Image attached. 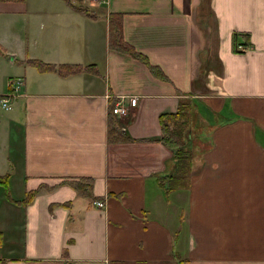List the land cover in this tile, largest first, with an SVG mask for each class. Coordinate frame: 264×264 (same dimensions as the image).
<instances>
[{
	"label": "crops",
	"instance_id": "crops-1",
	"mask_svg": "<svg viewBox=\"0 0 264 264\" xmlns=\"http://www.w3.org/2000/svg\"><path fill=\"white\" fill-rule=\"evenodd\" d=\"M0 46L1 108L21 84L0 118L5 264H264V0H0ZM181 107L194 154L172 188L162 115Z\"/></svg>",
	"mask_w": 264,
	"mask_h": 264
},
{
	"label": "trees",
	"instance_id": "trees-1",
	"mask_svg": "<svg viewBox=\"0 0 264 264\" xmlns=\"http://www.w3.org/2000/svg\"><path fill=\"white\" fill-rule=\"evenodd\" d=\"M69 1H72V0H69ZM77 5H78V3H77ZM114 39H115V43H116L117 48L131 52L135 55H138L136 49L133 48V46L123 38V35L121 33V26L115 27ZM1 48L2 47L0 46V49ZM236 50L241 51V49L238 47V45L236 46ZM28 61H29V63H33L34 65H36L40 69L58 71V72L63 73L67 76H69L72 73H75L79 70H82L83 68H86V65H81V64H69V63L57 64V63H50V62H45V61L37 60V59H29ZM153 68H156V67L153 66ZM186 110H188L186 107H181V110H179L175 114V117L173 119L178 118V121L175 122L174 126H172V121L171 120L169 121V118L166 117V114H167V116H173L174 113H165V115L164 114L162 115L163 116V118H162L163 128H164V132H163L164 135L162 136V139L164 141H166L167 144L170 145L173 149L176 150V157H177L178 163H179V171H178V173L174 174V176H172L173 182H171L169 185V187H172V188H175L179 185H182L183 183L185 184V180L183 178L188 173V170H189L188 166H189L190 160L192 159L193 154H194L193 150L190 149L189 147H187V144L185 143V141H186L185 136H184L185 125L182 124V122H183L182 120L184 117H186V114H187ZM112 111H113V108H112ZM115 124L117 127L122 128L121 122L118 118L116 119ZM127 138H130V136L120 135V139H127ZM8 178H9V174H0V185H4L6 190L8 189L7 191L10 192V190H9L10 184L8 182ZM76 183H77L78 187L81 189V191L86 192L87 190H90V188L92 186V178L89 177L88 179H84L83 184H81L80 181H77ZM39 190L40 189L33 190V194H35ZM0 233H1V231H0ZM1 238H2V235L0 234V240H1ZM0 264H5L3 259H0Z\"/></svg>",
	"mask_w": 264,
	"mask_h": 264
},
{
	"label": "built area",
	"instance_id": "built-area-1",
	"mask_svg": "<svg viewBox=\"0 0 264 264\" xmlns=\"http://www.w3.org/2000/svg\"><path fill=\"white\" fill-rule=\"evenodd\" d=\"M93 1H105V0H93ZM246 48L247 47H244L243 49H246ZM20 85H21L20 81H16V83L13 85V89L10 90L9 92L5 93L2 96L1 105L4 108L9 109L11 107V102H12L13 98L19 94ZM132 98H133V100L128 103V101H126V96L121 95L120 99L114 105L113 111L120 116H127L129 111L131 110V107H133L136 104V97H132ZM123 128L125 129L126 126H123ZM96 204L99 207H104L105 201L104 200H97Z\"/></svg>",
	"mask_w": 264,
	"mask_h": 264
},
{
	"label": "rangeland",
	"instance_id": "rangeland-1",
	"mask_svg": "<svg viewBox=\"0 0 264 264\" xmlns=\"http://www.w3.org/2000/svg\"><path fill=\"white\" fill-rule=\"evenodd\" d=\"M1 61V58H0ZM96 70L98 71V66L95 67ZM11 112V110H6L4 108L0 107V118H2L3 116H5L6 114H9ZM210 127L207 129V132H209ZM186 183V181H185ZM11 198H13L12 195H10V193L8 191H0V211L3 209V207H6L7 202L11 200Z\"/></svg>",
	"mask_w": 264,
	"mask_h": 264
}]
</instances>
